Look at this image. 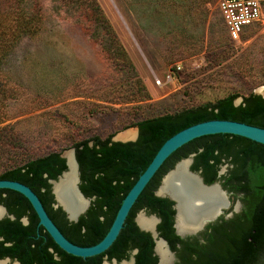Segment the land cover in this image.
Listing matches in <instances>:
<instances>
[{"label": "rangeland", "instance_id": "obj_1", "mask_svg": "<svg viewBox=\"0 0 264 264\" xmlns=\"http://www.w3.org/2000/svg\"><path fill=\"white\" fill-rule=\"evenodd\" d=\"M72 1L31 0L36 32L0 46V174L94 135L123 140L145 117L264 95V23L237 42L215 0H96L131 72L106 27L81 29Z\"/></svg>", "mask_w": 264, "mask_h": 264}, {"label": "trees", "instance_id": "obj_2", "mask_svg": "<svg viewBox=\"0 0 264 264\" xmlns=\"http://www.w3.org/2000/svg\"><path fill=\"white\" fill-rule=\"evenodd\" d=\"M30 2L0 0V46H11L19 37L36 32L41 10L38 3L29 5ZM72 3L83 19L79 24L81 29L90 33L92 29L106 27L110 33L111 49L117 53L120 49L126 66L131 72L135 71L96 0H73ZM145 95L148 96L147 93ZM236 97L237 94H227L214 102L142 118L135 122L138 135L134 141H113L111 135H94L75 142L73 148L78 163L79 188L86 197H93L77 222L69 221L62 208L54 206L48 182L66 169L61 151L52 150L27 159L3 171L0 179L16 180L29 186L69 241L80 246L93 245L106 234L123 197L160 145L172 134L209 119L235 120L264 128V95L250 93L243 96L240 103L234 104ZM190 154H194L191 170L200 171L206 184L219 181L232 198L237 197L242 203L240 222L233 225L230 235L225 234L227 238L222 236L225 241L218 243L217 247L214 239L222 231L218 226H211L209 250L199 244H190L174 233L173 201L155 195L162 176L178 160ZM223 164L227 165L226 171L218 175ZM0 204L14 215L13 219L6 217L0 220V234L23 251L24 259L30 254H38L40 264H101L104 255L120 260L126 258L132 249L137 250L134 264H156L150 233L141 230L134 221L141 209L160 217L157 230L171 249H175L176 242L181 244L182 250L188 248L190 258L186 264H264V145L234 134L204 135L172 152L137 197L116 239L98 255L82 258L62 250L38 224L35 211L21 193L0 188ZM22 217L27 218V223H22ZM36 227L44 234L40 241L30 239L28 230L32 229L34 233ZM3 242L0 240L2 254L13 255L8 251L10 246H2Z\"/></svg>", "mask_w": 264, "mask_h": 264}, {"label": "water", "instance_id": "obj_3", "mask_svg": "<svg viewBox=\"0 0 264 264\" xmlns=\"http://www.w3.org/2000/svg\"><path fill=\"white\" fill-rule=\"evenodd\" d=\"M217 133H227V134H234L238 135L244 138H247L249 140L255 141L257 143L263 144L264 145V128L247 124L241 121H235V120H227V119H209V120H204L200 121L197 123H194L192 125H189L174 134H172L170 137H168L157 149L156 153L148 163V165L145 167V169L140 173L134 184L131 186V188L128 190V192L125 194L123 197L116 214L109 226V229L107 230L106 234L103 236V238L98 241L97 243L89 246H80L77 244H74L73 242L69 241L63 233L59 230V228L55 225V223L52 221V219L49 217L47 214L45 208L43 207L39 197L37 194L26 184L16 181V180H11V179H0V188H7L11 189L14 191H17L21 193L24 197L28 199L30 202L33 210L35 211L37 217H38V224L41 225L46 232L50 235V237L53 239V241L65 252L74 255V256H79L82 258L94 256L101 254L104 252L108 247L113 243V241L116 239L117 235L119 234L121 228L123 227L124 221L126 216L129 213L130 208L136 201L137 197L143 190V188L146 186V184L149 182V180L152 178V176L155 174V172L158 170V168L161 166V164L164 162V160L172 153L174 152L177 148L181 147L183 144L204 136V135H210V134H217ZM138 135V130L136 131L135 138L127 140V141H134L137 138ZM113 141H125V140H120V139H113ZM69 151L71 153L72 157V162H74L75 167V176L77 177V182L73 184L72 189L74 191V195L78 198L81 199L83 202L86 201L87 204L85 207L79 208L78 206H73L71 207L70 210L65 208L63 204H61L58 199L56 198L55 192H54V186L55 184H58L61 180L64 179L65 175L68 173L70 166H69V161L68 158L65 157V152ZM67 151H64L61 153V156L65 158V164H66V169L63 170L55 179H49L48 182L51 185V192L54 197V206H60L62 210L65 212L66 217L70 221L76 222L84 211L88 208L92 198L86 197L80 190L79 188V170H78V163L75 158L74 154V148H71ZM194 154H190L188 157L182 158L178 160L174 166L169 169L161 178L160 183L155 191V195L160 196V197H167L170 200L173 201V209L175 210L174 212V222H173V227L175 228V232L180 235V236H188V235H195L199 232H201L205 225L208 223L213 222L215 219H217L226 209H228L229 206L226 208L221 209L216 215L214 216H207L196 213L194 214V219L193 222L185 224L184 228L182 230H178L176 228V217H177V198L175 197L174 194H171L169 192L165 193H158V190L162 184L163 178L171 172L175 166L177 165L178 162H180L183 159H189V167H188V172L192 174L194 179L196 180V183L203 189H209L211 187H217L219 190L223 191L225 194L227 193L226 190H224L220 183L218 181L212 182L210 184H206L201 175L200 171H193L190 169L191 163H192V157ZM221 173V172H219ZM227 196L228 193H227ZM229 198V197H228ZM230 203V201L228 200ZM77 205V204H76ZM0 207L3 210V215H7L6 208L0 204ZM240 207V202L237 201L234 204V211H238ZM141 212H145L143 209L140 210ZM138 214V213H137ZM136 214V216H137ZM145 214V213H144ZM231 214V212H228V215ZM10 218H14L13 215H8ZM136 216H135V221H136ZM148 216H153L156 220L155 226L153 231L143 229L139 225V228L144 231L150 232L151 236L157 240H161L164 242V244L167 246L166 241L158 237V231H157V223L159 222V218L155 214H149ZM1 217V218H2ZM0 218V219H1ZM24 223H26V218L21 219ZM167 248V247H166ZM168 250V248H167ZM135 249L132 251V254L135 253ZM131 261L133 260V257L131 255L130 257ZM1 260V259H0ZM115 262V259H113ZM159 264L160 261H159Z\"/></svg>", "mask_w": 264, "mask_h": 264}, {"label": "bare ground", "instance_id": "obj_4", "mask_svg": "<svg viewBox=\"0 0 264 264\" xmlns=\"http://www.w3.org/2000/svg\"><path fill=\"white\" fill-rule=\"evenodd\" d=\"M135 135L136 131L127 130L120 137L123 140H129L135 138ZM65 157L68 158L70 169L64 179L54 186L56 198L68 210L74 205L79 208L85 207L87 202L78 199L72 189L73 184L77 182V177L75 176V170L73 168L75 165L72 162L71 153L69 151L65 152ZM188 166L189 159L187 158L178 162L175 168L163 178L158 190V193L169 192L177 198V226L179 229L184 227L187 220H189L188 223L193 222L194 214L202 213L203 215L214 216L228 203L225 197L227 193L221 192L217 187H211L209 189L201 188L196 183L192 174L188 172ZM2 215L3 210L0 207V218ZM137 219L142 227L154 229V217L141 213ZM157 250L160 254L162 264H169L171 256L163 241H158ZM0 264H5V262H0ZM123 264H131V262H123Z\"/></svg>", "mask_w": 264, "mask_h": 264}, {"label": "flooded vegetation", "instance_id": "obj_5", "mask_svg": "<svg viewBox=\"0 0 264 264\" xmlns=\"http://www.w3.org/2000/svg\"><path fill=\"white\" fill-rule=\"evenodd\" d=\"M194 156V155H193ZM192 162H193V157H192ZM192 164V163H191ZM226 165V164H225ZM227 166V165H226ZM189 167V166H188ZM221 167V166H220ZM218 175H221L220 173H219V171H218ZM219 182V181H218ZM220 183V182H219ZM221 185V184H220ZM225 190V189H224ZM222 192V191H221ZM227 192V191H226ZM228 194H230L229 192H228ZM225 197L227 198V202H228V200L230 201V199L228 198L229 196H227V195H225ZM234 204H235V202H234V198H232L231 197V201H230V203L228 202L227 203V205L225 206L224 205V207L223 208H226L227 206H229L228 207V209H226L217 219H215L213 222H211V223H208V224H206L205 225V227H204V229L201 231V232H199V233H197V234H195V235H188V236H180V235H178L176 232H175V228H174V233L176 234V235H178L180 238H182V239H184L185 241H187L188 243H190V244H199V245H201L202 246V248H208V250L210 249V244H209V239H210V237H209V235H208V233L209 232H211V231H213V228L211 227V226H218L219 228H220V231H222L221 232V235L220 234H218L216 237H215V239H214V241H215V247H217V245H218V243H221L222 241H225V237H222L223 235H225V234H228V235H230V233H232V231H233V225L234 224H236V223H238V222H240V220H241V216H242V211H241V209H242V203H241V201H240V207H239V209H238V211H234ZM2 205V204H1ZM4 206V205H3ZM219 206H222V205H219ZM5 207V206H4ZM145 212H146V210L145 209H143ZM6 211H7V209H6ZM177 212H178V209H177ZM228 212H231V214H229L228 215ZM85 213V211L82 213V214H80V216L81 215H83ZM141 213H143V212H139L138 214H137V216H136V221H135V217H134V221L136 222V224L137 225H139L141 228H143V229H147V228H144V227H142L140 224H139V222H138V216H139V214H141ZM147 213V212H146ZM148 214V213H147ZM151 214H153V213H151ZM8 215H13V214H10V213H8V211H7V215H5L4 217H2L1 219H3V218H6V217H8V218H10ZM79 216V217H80ZM146 216H148V215H146ZM159 219H160V217L158 216V215H156ZM13 217H14V215H13ZM153 217V216H152ZM22 218H26V217H22ZM21 218V219H22ZM67 218V217H66ZM0 219V220H1ZM11 219H13V218H11ZM68 219V218H67ZM79 219V218H78ZM155 219V218H154ZM69 220V219H68ZM22 221V220H21ZM27 218H26V223H27ZM70 221V220H69ZM78 221V220H77ZM76 221V222H77ZM177 221H178V215H177V217H176V228L178 229V230H182V229H179L178 228V226H177ZM188 221L189 220H187V222L185 223V224H188ZM74 222V221H73ZM159 222H160V220H159ZM158 222V223H159ZM173 222H174V215H173ZM22 223H24L23 221H22ZM155 223H156V220H155ZM158 223H157V225H158ZM138 226V227H139ZM154 226H155V224H154ZM172 226H173V224H172ZM154 228V227H153ZM156 228H157V226H156ZM147 230H151V231H153V229H147ZM29 231V234L31 235V237H30V239H36L37 241H40L41 240V237L43 236L44 237V234L42 233V231H40V229L38 228V227H36L35 228V230H34V233H33V230L32 229H29L28 230ZM144 231V230H143ZM158 231V230H157ZM148 232V231H147ZM2 233H4L3 231H2ZM150 233V232H149ZM151 235V234H150ZM226 236V235H225ZM152 237V236H151ZM158 237H161L160 235H159V231H158ZM161 238H163V237H161ZM226 238H227V236H226ZM152 239H153V242H154V244H153V254L154 255H156V257H157V262H156V264H159V261H160V263L162 264V262H161V257H160V254H159V252H158V250H157V243H158V241H161V240H157V238L156 239H154L153 237H152ZM164 239V238H163ZM0 240H3L4 242L2 243V246L3 247H5V246H10V249L8 250V251H10V252H12V253H14L13 255H10L9 253H3L2 254V252H3V250H1L0 251V262H5V264H23V261H24V264H40L39 263V256H38V254H36V253H34L35 255H33V254H30L29 256H28V258L27 259H24V253H23V251H21L20 250V248H18L17 247V245H15V243L12 241V240H6V239H4V236L3 235H1L0 234ZM165 241H166V243H167V248H168V251H169V253H170V256H171V261H170V263L169 264H186L187 263V261L189 260V258H190V254H188V248L186 249H184V250H182V248H181V244L179 243V242H176L174 245H175V249H171L170 248V246H169V243L167 242V240L166 239H164ZM164 243V242H163ZM220 246V245H219ZM134 249H132V250H130L129 252H128V255H127V257L126 258H123V259H120V260H117L116 258H108L107 257V255H104L103 257H102V261H101V264H123V262H131V264H134L135 263V258H134V255H135V253H136V251H135V253H133L132 254V251H133ZM49 251H51V252H53V249L52 248H49ZM30 253H32V252H30ZM192 254V253H191ZM130 255V256H129ZM131 255H132V257H133V260L131 261L130 259V257H131ZM193 255V254H192ZM194 256V255H193ZM113 259H115V262H113L114 260ZM127 259V260H126ZM42 264V263H41Z\"/></svg>", "mask_w": 264, "mask_h": 264}, {"label": "built area", "instance_id": "obj_6", "mask_svg": "<svg viewBox=\"0 0 264 264\" xmlns=\"http://www.w3.org/2000/svg\"><path fill=\"white\" fill-rule=\"evenodd\" d=\"M215 3L232 41L241 42L251 30L264 23V0H215Z\"/></svg>", "mask_w": 264, "mask_h": 264}]
</instances>
